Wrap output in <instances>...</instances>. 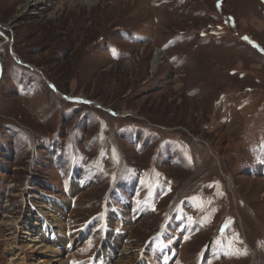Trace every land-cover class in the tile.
<instances>
[{"label":"rangeland","instance_id":"374dc122","mask_svg":"<svg viewBox=\"0 0 264 264\" xmlns=\"http://www.w3.org/2000/svg\"><path fill=\"white\" fill-rule=\"evenodd\" d=\"M26 1L0 0V264L13 222L54 264H264V0Z\"/></svg>","mask_w":264,"mask_h":264},{"label":"bare ground","instance_id":"6f19581e","mask_svg":"<svg viewBox=\"0 0 264 264\" xmlns=\"http://www.w3.org/2000/svg\"><path fill=\"white\" fill-rule=\"evenodd\" d=\"M50 1H52V0H44V1L27 0L25 5L23 6V8L28 9V10H30V9L41 10ZM70 1H79L81 4H88V5H92L95 2V0H69V2ZM71 193H73L72 190H71ZM56 204H57V202H56ZM57 205L59 206V204H57ZM53 210L54 211L55 210L60 211L59 208L55 207V205L53 207ZM44 214L46 216L50 217V219L54 223L55 222L57 223V227L59 230L58 236H57V234L53 233L54 235H52L48 241L49 242L48 245H50V246L47 245L46 247H44L46 249L45 251H47L48 253L54 252V253H52L53 257H60V255H62L63 253L69 254V252H71L75 248H77L79 245V240L81 239V237H83L84 231H80L79 233L72 234L68 231L67 227H65L63 221L60 220L59 217H61L62 215L59 216L56 214V216H55V214L50 215L47 212ZM5 225L8 228V231L10 233H12V238L9 239L10 243H8L6 249L13 251V253H14L13 256L18 257V263L17 264H54L55 260L35 258L33 256L32 252H34V251H32L31 248L34 246L31 245L32 244L31 240L28 239L27 236L21 237V234L19 235L18 231L15 230V228H14V226L17 225L15 222H13L12 225L11 224H5ZM31 225H32V223L30 222L29 228H31ZM35 241H38V240L34 239L33 242H35ZM110 249H111V245H107L104 248L101 247V249H99L100 252L99 251L97 252L98 259L101 258L99 256H102V255L108 256ZM13 259L16 260L15 258H13Z\"/></svg>","mask_w":264,"mask_h":264}]
</instances>
